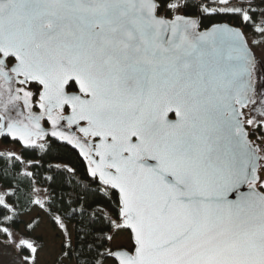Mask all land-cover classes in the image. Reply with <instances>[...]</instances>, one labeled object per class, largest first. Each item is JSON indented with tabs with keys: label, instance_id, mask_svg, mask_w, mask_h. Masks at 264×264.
<instances>
[{
	"label": "snow or ice",
	"instance_id": "1",
	"mask_svg": "<svg viewBox=\"0 0 264 264\" xmlns=\"http://www.w3.org/2000/svg\"><path fill=\"white\" fill-rule=\"evenodd\" d=\"M0 264H264V0H0Z\"/></svg>",
	"mask_w": 264,
	"mask_h": 264
},
{
	"label": "rangeland",
	"instance_id": "2",
	"mask_svg": "<svg viewBox=\"0 0 264 264\" xmlns=\"http://www.w3.org/2000/svg\"><path fill=\"white\" fill-rule=\"evenodd\" d=\"M41 259L43 260V259H44V257L42 256V257H41Z\"/></svg>",
	"mask_w": 264,
	"mask_h": 264
}]
</instances>
